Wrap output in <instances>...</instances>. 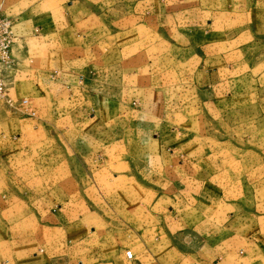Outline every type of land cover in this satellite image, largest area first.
Wrapping results in <instances>:
<instances>
[{"label": "rangeland", "instance_id": "obj_1", "mask_svg": "<svg viewBox=\"0 0 264 264\" xmlns=\"http://www.w3.org/2000/svg\"><path fill=\"white\" fill-rule=\"evenodd\" d=\"M256 1L263 0H0V14L21 31L8 90L35 110L0 108L4 248L34 239L38 253L56 254L52 264H160L154 248L176 264L203 245L245 238L264 251V234L249 237L264 211ZM84 7L98 14L104 39L98 72L88 76L97 88L85 78L72 84L86 97L63 92L55 77L71 70L55 60L71 54L56 42L77 43L70 26ZM193 9L203 11L199 21ZM177 13L194 25H181ZM220 40L227 62L199 84ZM225 196L233 204L222 220ZM144 243L150 259L140 253Z\"/></svg>", "mask_w": 264, "mask_h": 264}, {"label": "crops", "instance_id": "obj_2", "mask_svg": "<svg viewBox=\"0 0 264 264\" xmlns=\"http://www.w3.org/2000/svg\"><path fill=\"white\" fill-rule=\"evenodd\" d=\"M254 7H257L254 12V28L262 30V32L264 33V0L261 3L258 1L254 2ZM193 10L197 13L198 15L197 20L199 21L200 13H203V11H198L196 9H193ZM79 14L81 15H80V18L79 17L77 18L78 21L76 22L73 21L72 23L73 25L70 26L71 27L70 30L72 29L73 31L69 34V36H72V37L75 36V38L77 37L76 39L72 38V40L75 42L77 41L76 44H78V46H75L76 44H73V45L68 44V46L66 45V47H62L60 46L61 44L60 42H56L57 44L55 43L56 44L55 47L57 46L61 47V51L62 50L64 51V48H65L66 50H68V53H71L70 55L67 53L68 56H65L64 55L65 51H64L62 52L63 54L62 57L55 59V60H61L67 63L68 66H71L70 68L71 70L61 71L60 74L57 73L55 77L58 75L57 77L58 79L56 81H58V83L61 84L60 87L63 92H64V88L67 87L65 89L67 92L71 90L73 92L75 91L81 92L80 94H82V97H86L85 93H87V91H85L84 89L79 90L77 89V87L72 86V84L73 83L77 84V82L75 81L76 78L79 79L78 83H82L83 79L85 78L84 83L86 85L87 83L89 84L90 82L91 84L95 86V88H97L98 79L93 76L88 78V76L90 72H98V47L102 44V41H104V39L101 38V35H98V31H99L98 30V14L86 7L80 8ZM176 16L181 22V25L183 24V20H186V22L184 23L194 25V23H192L191 21H188L185 17H183L181 13H177ZM177 18L175 17V20L178 23ZM209 23L210 24L214 23V20L209 21ZM39 30H42V28H39ZM194 30L202 31L203 27L200 24L196 28H194ZM13 31L17 38L21 37V31L19 30L18 23H13ZM53 32H54L53 33L54 35H58L57 33L58 31L56 29ZM57 39H59L58 36H57ZM224 43H225V40H220L215 43H212V46H218V51L211 53L210 57L207 58V63L209 64V66L207 65L206 70L197 72V75H196L197 82L198 80H202L201 82H198L199 84L202 83L205 79L207 80V83H209V78H214L215 74L219 72L217 70L218 67L222 66L223 62L224 64L225 62H227L226 53H224L225 51L223 49ZM207 45H210V44H207ZM83 61L86 63L87 66L89 65V67L81 68L79 70H76V69L74 70L75 64L73 63L77 64ZM93 63L95 65H93ZM215 63L217 65H215ZM220 70L224 71L223 68H220ZM60 79L61 81H59ZM64 83L65 85L66 84L68 85L64 86ZM56 84H54V86L53 85L51 86V88L53 89V95L55 96L57 94L58 96H60L61 94ZM38 87L40 86L37 85V88H36L37 92H42V90H44L43 87L42 88H38ZM46 91L50 93V88ZM37 94L38 93H36V95ZM42 95H43L42 97L49 96L45 93H43ZM51 101L52 102L49 103L50 105H58L57 104L58 101L55 98H53V100ZM72 104L73 103H70L69 105H72ZM74 105H83V103L81 101H78L77 103H74ZM258 105L264 106V92H260V97H258ZM74 108L82 109L81 106H78V107L75 106ZM262 111L264 112V110ZM13 121L14 120H10L11 123ZM21 125L22 124L19 125L20 128H21ZM225 197L226 198L221 199V201L219 202V206L224 209L222 213L221 211L218 212V214H220L221 217L223 218L222 220H225V218L230 215V213L227 215L226 212L229 207H232V204H233L232 203L233 200L227 199L228 196H225ZM124 200H126V198ZM115 201H113V203H115ZM255 216L256 217L254 218L256 219L257 224L254 225L255 230L253 234L249 235L250 238H252V236H256V234H264V211L261 214H256ZM209 221H210L209 226L215 227L214 222H211V220ZM148 236H144L145 239H147ZM28 241H23L19 243L18 245L17 244L12 245L10 246L9 249H7V248H4L5 240H2V241L0 240V264H52L54 263L56 254L54 255L52 253V254H46V256H44L43 254L38 253L37 250H35L36 249L35 245L37 243L34 239L30 240L29 242ZM230 242L231 241H228V242L224 241L221 244L211 243V245L209 246L203 245L201 247L202 249H200L198 252L195 251V253H190L186 255L185 256L186 258L185 257L181 258L183 259L181 260L182 262L180 261V262H177L176 264H183V263L184 264H264V251L251 239H248V238L242 239L241 243L238 242L236 246H232ZM143 245H144V249L141 250L140 253L145 255L144 257L145 259H147V257H149L148 259H150L151 250L153 252L157 251L156 254L158 255L157 256L158 262L160 264H165L166 261H164L163 263V260H165L164 258L166 255H162L161 251L158 250V248L156 249L154 248L151 250L149 248V251H148V249H146V246H150V245H145V243ZM187 260H191V262L188 263L186 262ZM46 261L51 262V263H46Z\"/></svg>", "mask_w": 264, "mask_h": 264}, {"label": "built area", "instance_id": "obj_3", "mask_svg": "<svg viewBox=\"0 0 264 264\" xmlns=\"http://www.w3.org/2000/svg\"><path fill=\"white\" fill-rule=\"evenodd\" d=\"M16 36L13 31L12 20L0 14V108L23 110L29 116H35L34 107L28 98H14L10 95L8 84L15 75L16 63L13 56V48Z\"/></svg>", "mask_w": 264, "mask_h": 264}]
</instances>
